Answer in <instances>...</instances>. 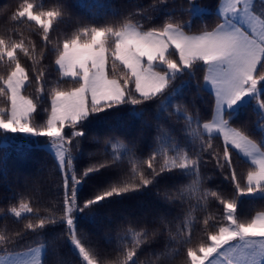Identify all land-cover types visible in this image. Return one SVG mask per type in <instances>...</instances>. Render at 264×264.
Segmentation results:
<instances>
[{"label": "snow or ice", "instance_id": "6c2138e0", "mask_svg": "<svg viewBox=\"0 0 264 264\" xmlns=\"http://www.w3.org/2000/svg\"><path fill=\"white\" fill-rule=\"evenodd\" d=\"M158 2L164 4L165 0ZM188 3L190 7L185 11L191 13L197 5L194 0H188ZM156 7V4L150 6L153 10ZM62 15L60 8L36 11L35 5L25 0L12 19L26 18L29 22H35L42 29L47 44L53 22L58 21ZM218 18L220 22L215 28L210 31L205 29L198 34L185 31V28L190 29L191 19L181 22L171 14L162 25L147 29L131 19L117 25H85L78 28L55 49L54 65L58 81L48 92L50 105L44 108L46 119L39 124L34 121L39 105L43 102L46 69L43 66L38 69L35 65L33 67L36 97L22 95L21 91L30 77L20 63L17 51L30 59L35 53H30L23 41L16 42L11 37L5 39L0 36V61L6 57L9 62L6 77L0 75V96L7 100V106L0 107V130L4 133L23 134L25 139L48 138L47 147L54 152L63 177V215L59 219L66 222L71 244L87 264H100V261L78 238L73 216L75 211L83 212L106 198L145 188L161 173L174 170H178L181 175H194L195 179L191 185L164 193L165 198L184 200L196 196L202 180L199 169L205 153L216 162L215 166L219 170H230V177L225 175V179L230 178L234 185L235 197L224 199L218 191L211 189H204L197 197L200 201H206L209 196L218 199L224 209L223 220L227 223H221L217 231L208 234L207 240L211 243L201 244L198 250L191 247L187 249L188 264H220L221 260L226 264L264 262V212L246 220H240L236 215L237 197L264 199V137L260 141L254 140L243 128H234L230 123L241 105L253 101L264 118V92L259 87L264 82V10L257 15L253 11V0H222ZM43 54L42 50L41 57ZM173 55L176 58H172ZM118 66L119 75L116 74ZM198 67L204 72L203 85L198 82V88L210 89L215 103L212 118L203 124L197 121L194 135L199 141V148L193 149L195 157L187 149L178 148L175 144L171 147L175 155L171 157L168 155L169 148L157 149L143 161L151 169V179L144 171L138 170L135 158L132 157V172L139 175V183L111 186L101 194L86 199L81 207L77 196L79 186L89 174L114 167L120 159L113 157L108 163L89 166L77 176L73 168L72 147L75 141L76 149L79 150L76 138L85 135L82 130L84 122L93 114L115 110L120 105H147L154 102L165 96L178 75L186 72L194 74ZM65 80L73 86L62 88L60 82ZM167 99L165 97L160 100L158 110L167 112L169 116L182 113L191 126L194 116L183 105H172L174 111L169 112ZM134 114L140 116L143 113ZM66 129H71L70 134ZM214 132L223 141L222 154L214 149ZM233 149L247 158L250 165L243 186L237 179L233 165ZM158 155L163 158L159 170L155 164ZM20 209L27 213L33 212L23 202ZM9 212L17 218L22 215L21 210L15 207L10 208ZM56 223L54 215L42 217L35 223L29 221L25 225V232H37L44 229L46 224ZM203 223L208 225V220L205 219ZM128 231L132 246L125 243L120 254L122 258L109 264H136L134 257L141 244L148 242L149 232L147 229L135 232L131 228ZM25 232L0 234V248L4 249V254L0 255V264H43L42 253L47 249V242L42 241L35 247L29 246L24 251H7V246H14ZM156 234L155 231L151 233L153 236ZM172 238L175 239V236Z\"/></svg>", "mask_w": 264, "mask_h": 264}, {"label": "trees", "instance_id": "16d2710c", "mask_svg": "<svg viewBox=\"0 0 264 264\" xmlns=\"http://www.w3.org/2000/svg\"><path fill=\"white\" fill-rule=\"evenodd\" d=\"M23 2L25 0H0V36L5 39L11 37L16 42L23 41L29 52L35 53L30 59L17 51L19 61L30 77L21 91L22 95L36 97L33 67L35 65L38 69L43 66L46 69L43 102L39 105L38 115L34 114L37 124L46 119L44 108L50 105L48 92L58 81L54 65L55 49L78 28L85 25H117L131 19L147 29L162 25L171 14L181 22L191 19V27L185 28V31L198 34L205 29L212 30L220 22L217 11L220 0H194L197 8L191 13L185 11L190 7L188 0H165L164 4H159L158 0H26L35 5L36 11L60 8L63 12L62 17L53 22L46 44L42 29L35 22H29L26 18L12 19ZM154 4L157 5L155 10L150 8ZM172 58L176 57L173 55ZM8 70L9 62L5 57L0 61V75L6 77ZM116 74H120L119 66ZM203 76L202 68L198 67L194 74L186 72L178 75L165 96L154 102L147 105H120L115 110L93 114L84 122L82 130L85 135L76 138L79 150L76 149L75 141L72 147L73 168L77 176L89 166L108 163L113 157L120 159L114 167L89 174L79 186L77 196L81 207L86 199L101 194L111 186L139 183V175L132 172V157L138 170L144 171L149 179L151 169L143 161L157 149L169 148L168 155L171 157L175 155L171 151L175 144L178 148L187 149L195 157L193 149L199 148V141L194 135L197 121L203 124L210 120L215 103L211 91L205 87L198 88V82L203 85ZM60 86L67 89L73 85L65 80L60 82ZM259 87L264 92V82ZM173 92L176 94L172 95ZM165 97L168 98L169 112L174 111L172 105H183L194 116L191 126L182 113L169 116L167 112L158 110L160 100ZM5 106L7 100L0 96V107ZM141 111L143 114L140 116L134 114ZM230 123L234 128H243L254 140L260 141L263 136L260 125L264 123V118L256 110L254 101L241 105ZM66 131L70 134L71 129ZM213 137L214 149L222 154V139L219 135ZM116 141L123 143L129 151L115 155L110 146ZM47 143V137L12 139L0 143V234L25 232V225L29 221L35 223L42 217L54 215L56 224H46L44 229L37 232L26 231L14 246H7V251H20L43 241L47 242L43 264H84L67 235L66 222L59 219L63 215V177L54 155L44 146ZM232 152L237 179L243 186L250 165L235 150ZM162 159L158 155L155 162L157 170ZM215 163L209 154H204L199 169L202 180L196 196L184 200L165 198L164 193L191 185L195 179L194 175H181L178 170H174L161 173L145 188L106 198L83 212L77 210L75 229L78 238L100 264H109L122 258L120 254L125 243L132 246L130 228L135 232L147 229L149 239L137 250V256L134 257L136 264H188L187 249L191 247L198 250L201 244L211 243L207 240L208 234L217 231L221 223H227L223 220L224 209L218 199L209 196L206 201H200L197 197L204 189L216 190L224 199L235 197L234 185L230 178L225 179V175L230 177V170L225 168L222 172ZM237 200L236 215L240 220L264 212V199L241 196ZM22 202L27 203L33 212L17 218L9 209L15 207L18 210ZM205 219L208 225H204ZM154 231L157 233L155 236L151 235ZM2 252L4 249L0 248Z\"/></svg>", "mask_w": 264, "mask_h": 264}, {"label": "rangeland", "instance_id": "374dc122", "mask_svg": "<svg viewBox=\"0 0 264 264\" xmlns=\"http://www.w3.org/2000/svg\"><path fill=\"white\" fill-rule=\"evenodd\" d=\"M222 3V0H220V2H219V4H218V11H219V6H220V4ZM219 13V12H218ZM215 99V98H214ZM255 107H256V105H255ZM256 110H258L259 112H260V110L256 107ZM261 113V112H260ZM261 117H262V113H261ZM260 128L262 129V137H264V123H262L261 125H260ZM202 132H203V130H202ZM204 134H206V133H204ZM213 135H219L218 133H213ZM12 139H17V140H28V139H25L24 138V136H23V134H12V133H4L3 132V130H0V143H2V144H4V143H6V142H8L9 140H12ZM44 146L49 150V148L47 147V144H44ZM110 149L113 151V153L115 154V155H123L124 153H125V151H126V146L123 144V143H121V142H118V141H116V142H114L111 146H110ZM234 150V149H233ZM53 155H54V152L53 151H51V150H49ZM240 155V154H239ZM244 160H246L247 161V158H245V157H243L242 155H240ZM55 157V156H54ZM248 162V161H247ZM70 175L71 174H69V178H70ZM18 210H21V212H22V215L23 214H25V213H27V212H24L22 209H18ZM73 216L75 217L76 216V211L73 213ZM40 244V243H39ZM39 244H37V245H39ZM37 245H35V246H37ZM35 246H33V247H35ZM24 250H26V249H23V250H20V251H24ZM14 252H18V251H14ZM4 254V252H2V253H0V255H3ZM44 254H45V251L42 253V261H43V257H44ZM222 261V260H221ZM221 261H220V263H221ZM263 264H264V262H262ZM84 264H87V262L86 261H84Z\"/></svg>", "mask_w": 264, "mask_h": 264}, {"label": "crops", "instance_id": "0c3cea01", "mask_svg": "<svg viewBox=\"0 0 264 264\" xmlns=\"http://www.w3.org/2000/svg\"><path fill=\"white\" fill-rule=\"evenodd\" d=\"M262 10H264V0H253V11L257 14L260 15ZM218 11V9H217ZM219 12V11H218ZM208 89V88H207ZM211 91L210 89H208ZM220 264H226V262L221 261ZM263 264V263H262Z\"/></svg>", "mask_w": 264, "mask_h": 264}]
</instances>
